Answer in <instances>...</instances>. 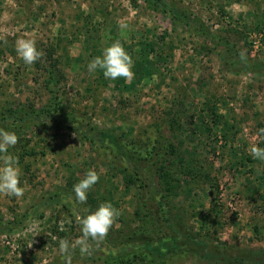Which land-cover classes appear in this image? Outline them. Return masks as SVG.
Wrapping results in <instances>:
<instances>
[{
    "label": "rangeland",
    "instance_id": "374dc122",
    "mask_svg": "<svg viewBox=\"0 0 264 264\" xmlns=\"http://www.w3.org/2000/svg\"><path fill=\"white\" fill-rule=\"evenodd\" d=\"M163 1L189 23H172L142 0H0V128L18 136L9 152L19 157L25 189L19 198L0 195V264H66L59 240L80 238L78 217L106 201L119 209L117 222L102 241L89 240V253L71 249V264H106L99 256L109 249L130 252L152 241L169 250L164 264L264 255V162L249 160L251 147L264 141V0ZM20 38L35 39L42 52L31 66L15 51ZM115 40L133 60L128 87L99 83L102 71L87 68ZM156 54L164 59L141 75V58L156 61ZM225 59L235 61L233 69ZM49 73L55 85L46 83ZM47 87H54L60 113H51ZM2 111L37 119L2 122ZM152 124L176 146V160L194 162L190 174L174 173L162 207L154 202L160 184L152 162L119 148L133 140L137 149ZM101 131L118 136L116 144ZM89 169L100 179L81 204L73 185ZM196 169L217 187L192 177ZM162 215L174 231L163 227ZM187 235L215 256L205 257Z\"/></svg>",
    "mask_w": 264,
    "mask_h": 264
},
{
    "label": "trees",
    "instance_id": "16d2710c",
    "mask_svg": "<svg viewBox=\"0 0 264 264\" xmlns=\"http://www.w3.org/2000/svg\"><path fill=\"white\" fill-rule=\"evenodd\" d=\"M145 4V6L149 9H152L154 11H158L162 14H166L169 17V20H171L172 23H189V19H187L188 14L183 13L180 16V12L178 10H176L173 7H169V5H167V3H165L163 0H142ZM221 12L222 9H221ZM197 30H199V32L201 34L204 35V29L202 28H197ZM225 43V50H229L228 47V43ZM221 41H219L217 44L222 45L224 44ZM227 52V51H226ZM230 52V51H228ZM157 57L156 61H150L147 57L146 59L141 58V61L139 62L141 64L142 63H147V65H143L141 67V71H143V73L141 75H146L151 74V70H153L155 68V63L163 60L164 56L163 55H158L156 54ZM226 61V59L224 60ZM229 64V69H233V67L235 66V61L234 60H228L226 61ZM138 65V63H137ZM99 77L101 78L99 83H103L106 81V78L103 76V72H101L99 74ZM124 78L120 77L117 78L115 80V83L117 85V83L122 84V87H128L125 86L124 84ZM58 81V79L53 80V75L52 73H49L46 77V83L55 85V83ZM49 89V91L51 92V97H50V101H52V105L54 106L51 109V113H60V108H61V101L60 99L56 96V91L54 89V87H47ZM88 91V90H87ZM10 109H6L8 114H12L10 111H8ZM6 113H4V111L1 112V121H6V122H24V121H29V120H35L36 115H32V113L30 112H26L25 116L23 117H19V116H14L9 118L10 115H8ZM11 119V120H8ZM151 129L148 131L146 137H144L143 140L139 141L141 143V145H139L136 149L135 143H132L131 141L124 142L122 141L120 143V152L122 154H124L125 156V152H130V153H134L140 155L143 159H147L150 160L152 162V165L154 167V169L158 172V176H159V189H158V196L159 198H155L154 202L156 203L157 206H163L164 205V199L168 196H170L171 194H173V190H174V186L175 184L173 183L174 180L176 181V179H173L174 177V173L180 172L181 170H185V171H189V174L191 172V169L193 168L194 162H191V164L189 165H182V163H180L178 160H176V146L171 142L170 138L168 136H165L163 134V132L161 131V129L156 126L155 124L151 125ZM67 128H70L72 130H75L73 124L68 123L66 125ZM229 128H231V126H229ZM146 134V131H144ZM101 136H103L104 138H107L112 144H116V135L110 131H101ZM120 137V136H119ZM134 142H137L136 140ZM143 144V145H142ZM23 145V153H27L26 149H24ZM259 147H264V141L261 140V142L259 143ZM20 153V152H19ZM23 153H20L19 155H22ZM249 160L254 161L256 159H254L253 157H249ZM264 162V161H263ZM193 164V165H192ZM198 170V171H196ZM192 171V177L194 178H199V176L202 177V179L204 180L203 182H207L211 187H217L214 183V178L209 174V172H202L201 169H196ZM261 176H264V171L262 172ZM142 211L143 214L145 213L146 218L149 217L151 215V213L149 211H151L150 209H148L146 207V205L143 206L142 204ZM163 216V222L164 228H168L171 231H174V224L172 222H170V216L167 215H162ZM148 219V218H147ZM16 221L17 218H16ZM14 222V221H13ZM10 223V221H9ZM8 224V223H7ZM9 227H6V229ZM60 236L64 235V232H59ZM187 241L193 242L195 246H200L201 249L204 250L205 252V257H212L215 256V253L213 251V249L208 246L207 243H205L204 241H195L194 238L190 237L187 235ZM162 241H158V242H146L145 246L143 245H138V246H134L131 248V251H127V246H122L119 249L113 250L112 248L109 249L106 253H103L99 256V259H101L103 262H105L106 264H122L125 261H127V263H131V264H136L139 263V261L143 262V264H164V259L167 255L166 252H168L169 250L166 251L163 247H165L163 245ZM174 245L177 244V240H175V238L172 239V241ZM259 253L253 250H250V252L248 254L242 255H236L235 257H233L232 259H226L225 260V255H221L223 260L226 261V263L229 264H264V255H258Z\"/></svg>",
    "mask_w": 264,
    "mask_h": 264
},
{
    "label": "clouds",
    "instance_id": "9594fccd",
    "mask_svg": "<svg viewBox=\"0 0 264 264\" xmlns=\"http://www.w3.org/2000/svg\"><path fill=\"white\" fill-rule=\"evenodd\" d=\"M126 27L127 25H121L122 29ZM15 51L28 66L33 65L42 56L35 39H17ZM87 68L90 73L101 70L103 76L111 80L120 77L131 80L134 77L132 57L120 40L113 41L103 50L102 55L91 59ZM258 135L264 139V128L258 129ZM17 142L18 136L15 132L0 128V195L19 198L25 191L21 181L22 170L19 165V157L9 152V149L14 147ZM250 154L254 159L264 161V147L253 145ZM99 179L98 173L89 169L84 178L73 185L76 202L81 204L86 202L88 191ZM119 216V209L114 207L111 202L106 201L99 204L95 211L78 217L82 236L74 242L63 238L59 240V252L64 257L66 264H71V249L78 246L82 255L89 253L91 247L89 240L102 241Z\"/></svg>",
    "mask_w": 264,
    "mask_h": 264
}]
</instances>
